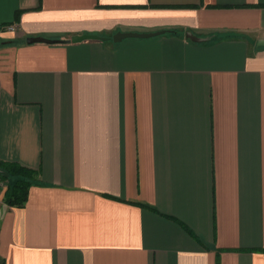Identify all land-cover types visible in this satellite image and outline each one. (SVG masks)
<instances>
[{
    "label": "crops",
    "instance_id": "crops-1",
    "mask_svg": "<svg viewBox=\"0 0 264 264\" xmlns=\"http://www.w3.org/2000/svg\"><path fill=\"white\" fill-rule=\"evenodd\" d=\"M6 164L0 264H264V0H0Z\"/></svg>",
    "mask_w": 264,
    "mask_h": 264
},
{
    "label": "trees",
    "instance_id": "trees-1",
    "mask_svg": "<svg viewBox=\"0 0 264 264\" xmlns=\"http://www.w3.org/2000/svg\"><path fill=\"white\" fill-rule=\"evenodd\" d=\"M15 44V42H11ZM6 178L9 179L8 189L5 193L4 202L10 207H24L33 185H42L37 181V172L19 164H6Z\"/></svg>",
    "mask_w": 264,
    "mask_h": 264
},
{
    "label": "water",
    "instance_id": "water-1",
    "mask_svg": "<svg viewBox=\"0 0 264 264\" xmlns=\"http://www.w3.org/2000/svg\"><path fill=\"white\" fill-rule=\"evenodd\" d=\"M165 34V31H158V32H151V33H137V32H119L115 34L112 37V40L115 43L121 42L125 39H131V38H136V39H149L153 37H158L160 35ZM86 40H101V41H108L109 38H104L99 35H92V34H87V35H82V36H74L71 38L70 42L71 43H81ZM26 43L29 45L32 44H50V45H55L58 43H65L64 41H59V40H50L44 37H32V38H27Z\"/></svg>",
    "mask_w": 264,
    "mask_h": 264
},
{
    "label": "built area",
    "instance_id": "built-area-1",
    "mask_svg": "<svg viewBox=\"0 0 264 264\" xmlns=\"http://www.w3.org/2000/svg\"><path fill=\"white\" fill-rule=\"evenodd\" d=\"M3 32L7 33H14L17 31L16 26H6L2 29ZM8 188V184L5 180V178L0 174V198L3 196V194L6 192V189Z\"/></svg>",
    "mask_w": 264,
    "mask_h": 264
}]
</instances>
